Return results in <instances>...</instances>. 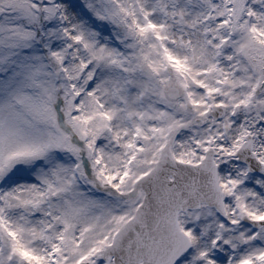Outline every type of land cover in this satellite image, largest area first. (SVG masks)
<instances>
[{
    "label": "snow or ice",
    "instance_id": "snow-or-ice-1",
    "mask_svg": "<svg viewBox=\"0 0 264 264\" xmlns=\"http://www.w3.org/2000/svg\"><path fill=\"white\" fill-rule=\"evenodd\" d=\"M0 264H264V0H0Z\"/></svg>",
    "mask_w": 264,
    "mask_h": 264
}]
</instances>
